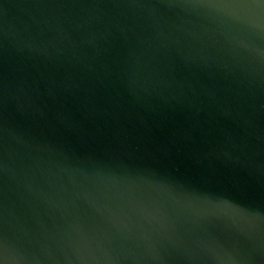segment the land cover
<instances>
[{
  "label": "water",
  "instance_id": "water-1",
  "mask_svg": "<svg viewBox=\"0 0 264 264\" xmlns=\"http://www.w3.org/2000/svg\"><path fill=\"white\" fill-rule=\"evenodd\" d=\"M3 264H264V4L0 0Z\"/></svg>",
  "mask_w": 264,
  "mask_h": 264
},
{
  "label": "snow or ice",
  "instance_id": "snow-or-ice-1",
  "mask_svg": "<svg viewBox=\"0 0 264 264\" xmlns=\"http://www.w3.org/2000/svg\"><path fill=\"white\" fill-rule=\"evenodd\" d=\"M259 3L264 4V0H258ZM0 264H3V260L0 259Z\"/></svg>",
  "mask_w": 264,
  "mask_h": 264
}]
</instances>
